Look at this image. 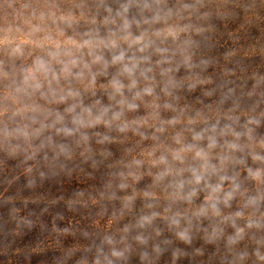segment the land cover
Returning <instances> with one entry per match:
<instances>
[{
  "label": "trees",
  "instance_id": "16d2710c",
  "mask_svg": "<svg viewBox=\"0 0 264 264\" xmlns=\"http://www.w3.org/2000/svg\"><path fill=\"white\" fill-rule=\"evenodd\" d=\"M257 155L264 0H0V264H264Z\"/></svg>",
  "mask_w": 264,
  "mask_h": 264
},
{
  "label": "clouds",
  "instance_id": "9594fccd",
  "mask_svg": "<svg viewBox=\"0 0 264 264\" xmlns=\"http://www.w3.org/2000/svg\"><path fill=\"white\" fill-rule=\"evenodd\" d=\"M157 2H159V0H157ZM123 11L122 12H118L117 15H121L123 17V25H122V28L121 30L125 33H127V35L124 37L125 40H129L131 39V43L133 45H139L140 47L138 48V50L140 52H143L145 50V48L149 47L150 46V41L148 43H146V38L148 36V33L147 31H144L142 32L140 35L138 36H135L133 37L131 32H130V29L132 27V24L133 23H136L137 26L139 27V21H130L127 19V12L129 11V8H130V4H125V5H122L121 6ZM185 7H189L188 5H185ZM151 8V5L148 4V3H145L144 4V9L145 10H149ZM162 19H164L163 17H161V15L159 13H156L151 21H149L148 19H145L144 20V23H159ZM168 33L169 35H174V31L169 28L168 30ZM159 31L156 33V35H159ZM89 42L88 41H85V44H88ZM100 58L97 57V60H99ZM113 63H120L121 66H122V73L125 74L129 79H130V85L129 87L130 88H135L136 87V84H137V80L135 79L136 75H137V72L139 71L140 72V75L142 76H146V72L148 71H151L150 68L148 69H144V70H140V61L139 60H136L134 59L133 57H128L127 60H126V53L124 51H121L118 55L114 56L113 58ZM39 68L40 70L42 71H47V65L43 62V61H40L39 62ZM37 87H39V85H37ZM114 87H116L117 90H120L124 87V85L120 82V81H115L114 82ZM153 91L154 89L151 88V87H147L145 89H143V93L141 92H137L135 97L133 98V101L138 98L139 96H141V94L143 95H152L153 94ZM128 111H136L138 110L139 108V105L135 102H128L127 105H126ZM69 111H72V109H69ZM107 111V109L105 110ZM122 116V112H115L113 114V119L115 120H119ZM61 119L58 117V120ZM101 119V117H97V120ZM74 122L76 123H79V124H83L84 123V120H83V117L82 116H77L75 117L74 119ZM65 131H68L69 133L71 132V130L69 129H65ZM119 131L121 132H124V131H127V126H123V127H120L119 128ZM196 138H202L201 134H197V137ZM208 140H209V143H208V148L209 149H212L216 146L217 144V141L215 139V137L213 136H209L208 137ZM233 150H238L237 148V145L236 144H232L230 146ZM192 149V146L191 145H188L187 148L185 149V151H190ZM195 155L198 157V158H204L206 159L207 158V154L204 153L203 151H197L195 153ZM254 160H264V157H261L259 155L257 156H254L253 157ZM251 177L253 180H258V181H264V169H256L254 172H251ZM194 177H195V182L196 183H200L203 179V177L201 175H198L194 172ZM228 179V177H221V181H224ZM218 189H213V191H217ZM228 198H231V193H229L228 197L225 199V203H227V200ZM258 200L256 197H251L249 198V201L247 202V205L246 206H250V207H253V208H257L258 207ZM211 208L215 211L216 208H217V204L216 203H212L211 204ZM243 215L242 212H237L236 213V216L237 217H241ZM249 226L251 227L252 224L250 223ZM179 237L180 239L184 240V241H189L190 240V237L184 233V232H180L179 233ZM112 255L113 256H120L121 253L120 252H117V251H113L112 252ZM257 255L259 256V253H257ZM261 259H264V257H260Z\"/></svg>",
  "mask_w": 264,
  "mask_h": 264
},
{
  "label": "rangeland",
  "instance_id": "374dc122",
  "mask_svg": "<svg viewBox=\"0 0 264 264\" xmlns=\"http://www.w3.org/2000/svg\"><path fill=\"white\" fill-rule=\"evenodd\" d=\"M229 193H233V190L232 189H225L221 192V195L222 197H228Z\"/></svg>",
  "mask_w": 264,
  "mask_h": 264
}]
</instances>
